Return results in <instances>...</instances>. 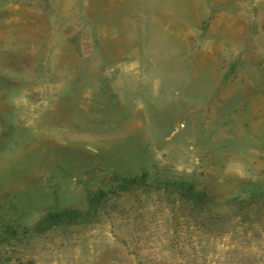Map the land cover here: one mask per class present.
I'll return each mask as SVG.
<instances>
[{
    "label": "rangeland",
    "instance_id": "rangeland-1",
    "mask_svg": "<svg viewBox=\"0 0 264 264\" xmlns=\"http://www.w3.org/2000/svg\"><path fill=\"white\" fill-rule=\"evenodd\" d=\"M0 1V264H264V0ZM141 173L201 203L94 218Z\"/></svg>",
    "mask_w": 264,
    "mask_h": 264
},
{
    "label": "trees",
    "instance_id": "trees-1",
    "mask_svg": "<svg viewBox=\"0 0 264 264\" xmlns=\"http://www.w3.org/2000/svg\"><path fill=\"white\" fill-rule=\"evenodd\" d=\"M261 193L255 190L252 193ZM197 193L190 184L150 178L145 173L129 174L115 179L97 192L88 193V209L94 218L110 219L111 212L121 206H137L143 200H158L163 206H175L176 202L182 207L183 203L191 207L198 206ZM239 210V207H238ZM89 212L84 218H79L75 212L60 211L48 213L35 229L40 236L65 233L68 227H81L90 223Z\"/></svg>",
    "mask_w": 264,
    "mask_h": 264
},
{
    "label": "crops",
    "instance_id": "crops-1",
    "mask_svg": "<svg viewBox=\"0 0 264 264\" xmlns=\"http://www.w3.org/2000/svg\"><path fill=\"white\" fill-rule=\"evenodd\" d=\"M15 2V1H14ZM2 4H1V1H0V6H1ZM9 6L10 7H12V8H9V9H12V10H15V9H17V8H19L20 7V4L18 5L16 2L14 3V4H9ZM202 18V17H201Z\"/></svg>",
    "mask_w": 264,
    "mask_h": 264
}]
</instances>
